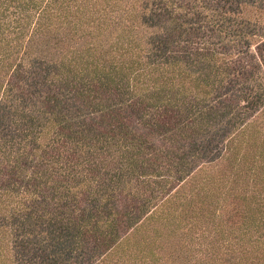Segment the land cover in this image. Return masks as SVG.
<instances>
[{
  "label": "trees",
  "instance_id": "16d2710c",
  "mask_svg": "<svg viewBox=\"0 0 264 264\" xmlns=\"http://www.w3.org/2000/svg\"><path fill=\"white\" fill-rule=\"evenodd\" d=\"M0 264H264V0H0Z\"/></svg>",
  "mask_w": 264,
  "mask_h": 264
},
{
  "label": "rangeland",
  "instance_id": "374dc122",
  "mask_svg": "<svg viewBox=\"0 0 264 264\" xmlns=\"http://www.w3.org/2000/svg\"><path fill=\"white\" fill-rule=\"evenodd\" d=\"M210 40V38H209ZM254 41H252L251 43H253ZM216 47L219 48L216 44ZM223 49H227L229 48L228 45H225L222 47ZM254 46L253 44L250 45L249 49H246V51H249V54H251L253 56L254 53ZM252 62H255L254 60ZM202 76L203 79L206 83L210 84L212 82H214L215 84H217L218 86L221 84V81L219 82V78H214L211 74V68L208 64H204L203 68H202ZM222 80H224V85H226V81L227 79L224 77ZM225 92V89L220 88ZM251 114V113H250ZM245 118H249L248 116H245ZM113 142H111V140L108 139V147H106V152L105 155H111L113 152V149L116 148L112 145ZM150 151V150H147ZM145 150V152H147ZM153 151V150H152ZM143 154H139L137 157H141ZM155 163L159 164V168L156 169V171L154 172L155 175L154 176H150L148 179L149 182H152V184H155L157 186H159V188L156 189L155 185H150L149 187L146 188V190L143 191L144 195L149 194L150 197H155L156 196V200L161 198L162 196H164L167 192L169 191H173L174 188H176L179 180H175V177H178L179 179H182L186 176V172H176V168H180V170H183L185 168H187L185 165H182L181 162L179 163H175L176 160L174 159V157L171 154H168V156L166 157H162V154H157V159L154 161ZM114 167H108V173L113 171ZM146 170L148 171V167L146 168ZM146 176H144L145 178ZM143 179V178H140ZM147 184V183H146ZM146 186V185H145ZM127 189H129L130 187L126 186ZM144 188V187H143ZM142 188V189H143ZM141 189V190H142ZM152 189L151 193L150 190ZM132 192L133 191L132 189ZM139 199H134L136 200V203H142L140 201V197H138ZM144 204V203H143ZM150 207L152 205H149Z\"/></svg>",
  "mask_w": 264,
  "mask_h": 264
}]
</instances>
